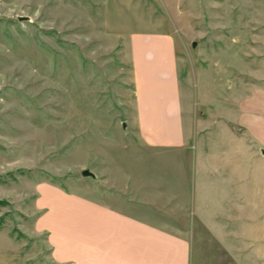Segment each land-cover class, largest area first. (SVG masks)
Masks as SVG:
<instances>
[{"label":"crops","instance_id":"crops-1","mask_svg":"<svg viewBox=\"0 0 264 264\" xmlns=\"http://www.w3.org/2000/svg\"><path fill=\"white\" fill-rule=\"evenodd\" d=\"M127 41L135 138L96 152L90 196L56 187L54 211L37 199L49 252L30 264H264V70L241 49L189 91L173 33ZM33 259L0 230V264Z\"/></svg>","mask_w":264,"mask_h":264},{"label":"rangeland","instance_id":"rangeland-1","mask_svg":"<svg viewBox=\"0 0 264 264\" xmlns=\"http://www.w3.org/2000/svg\"><path fill=\"white\" fill-rule=\"evenodd\" d=\"M132 32L175 35L189 91L198 68L218 80L241 49L244 65L264 70V0H0V230L28 264L49 252L33 230L37 199L54 211L56 187L90 196L82 171L96 152L121 155L135 138Z\"/></svg>","mask_w":264,"mask_h":264},{"label":"water","instance_id":"water-1","mask_svg":"<svg viewBox=\"0 0 264 264\" xmlns=\"http://www.w3.org/2000/svg\"><path fill=\"white\" fill-rule=\"evenodd\" d=\"M124 126H125V123H124ZM263 153H264V150H263ZM82 174H83L84 176H90V177H93V176H94L93 171H91V170H89V169H84V170L82 171Z\"/></svg>","mask_w":264,"mask_h":264}]
</instances>
